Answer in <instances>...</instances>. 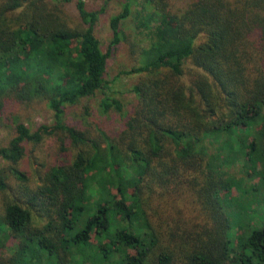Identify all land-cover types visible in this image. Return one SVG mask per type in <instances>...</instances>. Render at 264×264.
Listing matches in <instances>:
<instances>
[{"label":"trees","instance_id":"obj_1","mask_svg":"<svg viewBox=\"0 0 264 264\" xmlns=\"http://www.w3.org/2000/svg\"><path fill=\"white\" fill-rule=\"evenodd\" d=\"M100 12L86 0H0V110L43 102L53 116L33 131L13 117L0 146V192L13 193L0 210V264H264V217H250L264 193V0H123L105 51ZM132 15L147 42L123 71L138 75L124 114L105 73ZM97 91L100 111L122 118L113 134L65 121ZM46 136L61 158L30 186L25 142ZM235 164L259 183L223 207Z\"/></svg>","mask_w":264,"mask_h":264},{"label":"rangeland","instance_id":"obj_2","mask_svg":"<svg viewBox=\"0 0 264 264\" xmlns=\"http://www.w3.org/2000/svg\"><path fill=\"white\" fill-rule=\"evenodd\" d=\"M52 1L58 2V0ZM184 1L185 0H171V4L173 7L174 5L179 6L183 4ZM122 3L123 0H86L88 9L101 10L95 25V34L100 41V47L103 51L106 50L107 44L111 38L109 18L111 15L121 10ZM134 7L133 9L135 12L136 8ZM65 8L71 16L77 18L72 2L65 4ZM137 24L138 21L134 15L123 21L121 27L126 38L122 40L116 51L107 59L105 77L109 84L108 88L105 89V93L121 100L124 114L130 112L132 106L136 102V94L132 90V85L138 79V75L125 74L123 71L138 65L139 48L147 42L145 37L146 30L143 27L138 28ZM103 95L102 92L97 91L94 95L83 99L78 105L69 107L65 114V121L69 124H78L80 127L89 128L92 135L100 133L99 129L105 131L107 134L115 133L122 126V118L115 111H109L105 114L100 111L99 103ZM86 108L88 110L87 112L85 110ZM13 117L24 122L32 131L35 130L39 124H51L53 122L52 111L43 102L30 103L27 105L20 103L8 104L0 110V146L6 145L14 135ZM58 152L59 142L53 136H46L37 144L25 142V151L19 161V166L30 178V186L37 183L38 175L42 176L51 164L61 158ZM223 162L224 161L221 159H215L214 166L222 167L224 165ZM3 163L4 161L0 160V167ZM258 169L259 166H254L252 170L257 171ZM224 170H228L227 175L230 174L236 183L233 185L230 192L222 194L221 203L223 207H226L229 202L233 203L237 199H240L241 188L248 189L251 186H258L259 178L257 175L252 174L249 177H242V172L238 164L232 165L230 168L225 167ZM240 178H243L242 185L237 183ZM9 183H11V186L15 185L12 176L9 177ZM11 191L0 192V210L3 199L13 194ZM263 197V192L261 195L257 193V198L259 200L254 202L251 206L252 211L250 217L253 219L254 223L261 221L260 219L264 217ZM231 221L233 222L232 218ZM230 230H234L233 225H231ZM235 232H237V230Z\"/></svg>","mask_w":264,"mask_h":264}]
</instances>
